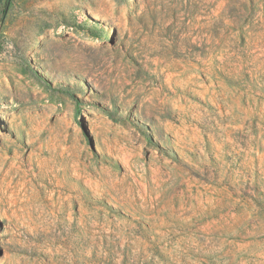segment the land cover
Listing matches in <instances>:
<instances>
[{
  "label": "rangeland",
  "instance_id": "374dc122",
  "mask_svg": "<svg viewBox=\"0 0 264 264\" xmlns=\"http://www.w3.org/2000/svg\"><path fill=\"white\" fill-rule=\"evenodd\" d=\"M5 1L0 264H264V0Z\"/></svg>",
  "mask_w": 264,
  "mask_h": 264
},
{
  "label": "trees",
  "instance_id": "16d2710c",
  "mask_svg": "<svg viewBox=\"0 0 264 264\" xmlns=\"http://www.w3.org/2000/svg\"><path fill=\"white\" fill-rule=\"evenodd\" d=\"M9 0H6L5 1V4H4V8L2 10V13H5L6 12V4L8 3ZM78 111V105L76 104V112Z\"/></svg>",
  "mask_w": 264,
  "mask_h": 264
}]
</instances>
